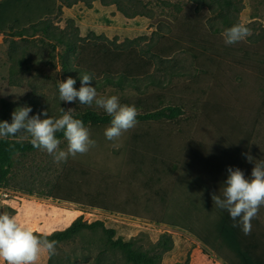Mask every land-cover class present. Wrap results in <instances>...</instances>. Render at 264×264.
<instances>
[{"label": "rangeland", "instance_id": "rangeland-1", "mask_svg": "<svg viewBox=\"0 0 264 264\" xmlns=\"http://www.w3.org/2000/svg\"><path fill=\"white\" fill-rule=\"evenodd\" d=\"M112 1L64 2L48 32L28 26L0 32V121L11 122V113L25 105L30 116L47 110L52 118L62 108L74 109L73 116L104 112L95 103L59 99V81L72 77L79 89L85 73L98 97L116 95L138 112L179 105L184 114L137 123L115 141L104 136L109 125L87 126L95 146L64 162L41 150L16 155L0 187L8 192L0 195V213L12 215L27 203L30 225L44 224L42 231L66 228L70 217L104 223L57 244L51 264H130L108 242L106 228L143 248L170 232L174 247L163 264H221L194 235L159 221L174 218L208 236L217 213L207 203L227 169L241 161L239 140L249 133L248 155L256 163L264 75L237 60L249 50L250 63L262 65L255 59L264 60V0H240L233 24L248 25L252 35L231 46L224 43L220 10L201 0H121L130 16ZM74 43L79 47L72 50ZM122 75L129 79L118 83ZM3 101L10 104L7 119ZM66 148L62 139L60 149Z\"/></svg>", "mask_w": 264, "mask_h": 264}, {"label": "clouds", "instance_id": "clouds-1", "mask_svg": "<svg viewBox=\"0 0 264 264\" xmlns=\"http://www.w3.org/2000/svg\"><path fill=\"white\" fill-rule=\"evenodd\" d=\"M252 32L246 24H233L223 33L226 45H235ZM81 85L75 87L76 80L72 77L60 80L58 95L60 101L91 106L93 103L111 117L110 124L104 129V136L109 141L119 139L138 123V111L134 105L122 104L116 95L99 96L95 87L91 86L93 77L90 74L79 76ZM30 106L17 107L11 113V122L0 121V139L22 136L29 139L30 144L53 157L57 163L64 162L68 156L87 153L95 146L90 138V130L82 120L74 118V109L64 110L58 118L49 116L44 110L31 115ZM41 116L45 118L41 119ZM57 133H62L66 142V150L60 149L61 139ZM26 134V135H25ZM248 162L253 157L247 155ZM226 181L219 191L213 194V204L221 210L227 211L233 221H237L245 235L251 233V221L264 206V161L255 163L250 177L239 169L229 167ZM237 226L236 223L233 224ZM51 233L36 234L32 228L22 224L14 215L0 213V264H39L41 257L56 254L57 241L49 239Z\"/></svg>", "mask_w": 264, "mask_h": 264}, {"label": "trees", "instance_id": "trees-1", "mask_svg": "<svg viewBox=\"0 0 264 264\" xmlns=\"http://www.w3.org/2000/svg\"><path fill=\"white\" fill-rule=\"evenodd\" d=\"M69 0H0V32H6L10 29H23L25 27H31L34 31L48 32L52 26V17L56 15L61 4ZM210 7H217L220 11L217 15L222 18V26L229 28L233 25L234 21L232 16L241 11V6L238 3H242L240 0H201ZM112 3L117 4L120 11L126 16H130L127 9L122 6L121 0H113ZM70 4V2H68ZM247 27H249L247 25ZM214 31H220V28H215ZM19 33H22L19 32ZM264 35V33H263ZM20 36V35H18ZM261 37V36H260ZM64 37L60 39V42L67 43ZM258 40V38L256 39ZM77 43L72 44L69 48L72 50L78 49ZM241 63L246 62V66L250 68H256L264 75V60L255 59L256 63L262 64L261 66L250 63L254 60L250 55L249 50L244 51V55L241 57ZM69 63H65L63 67L68 68ZM129 78L126 75L118 77L117 82L123 83ZM107 81L114 82L110 77ZM128 82V81H127ZM154 82V81H153ZM136 87L138 85H135ZM264 87V86H263ZM4 113L3 118H8V110L10 104L7 101H3ZM184 114V111L179 105H165L156 110H147L138 112L137 121L149 122V121H161V120H174L178 119ZM74 118L83 121L84 125H109L111 117L105 112H98L94 109H86ZM59 139H63L62 133H57ZM37 150L34 148L29 141L6 138L0 139V187L3 186L5 181L9 178L12 168L14 165V157L20 154H26ZM236 168H241V161L233 163ZM234 169V166H233ZM225 181V180H224ZM220 181L219 187H223V182ZM217 189V186L212 191L213 194H221ZM211 195V197H212ZM208 201L207 205L216 211L217 220L212 223L211 229L207 230V235H201L196 230L185 222L178 221L177 219L170 218L166 223L174 227H180L197 239H199L206 247L211 248L216 252L217 256L220 257L225 264H264V245L249 243L243 241L242 227L239 226L237 221H233L227 211L218 209L214 204L213 200ZM237 226L234 227L233 224ZM98 226L104 227V223L99 220L92 222L83 221V217H79L66 227L65 229L55 230L51 232L49 239L57 241V244L75 239L84 229H94ZM108 233V242L114 249H120L126 257V260L130 264H163L162 256L164 253L170 251L174 247V238L168 231L163 232L159 239L152 243L148 248H143L136 244L135 239L125 241L122 237H115L116 230L113 228L105 229ZM36 234H43L44 232L34 231ZM56 244V245H57ZM207 252V249H204ZM225 250V252H224ZM230 251V257L228 252ZM51 258V257H50ZM51 264V261H49ZM172 264H188L176 262Z\"/></svg>", "mask_w": 264, "mask_h": 264}, {"label": "crops", "instance_id": "crops-1", "mask_svg": "<svg viewBox=\"0 0 264 264\" xmlns=\"http://www.w3.org/2000/svg\"><path fill=\"white\" fill-rule=\"evenodd\" d=\"M264 88V87H263ZM264 91V90H262ZM264 101V99H263ZM262 101V102H263ZM259 128H258V136H259V144H258V150H257V155H256V163H259L261 161H264V117L260 116L259 119ZM251 133H249V135H246L245 138H243L242 140H239V142H243V144H241V149H239L237 152H239L241 150V170L245 173L246 177H250L251 175V170L254 166H252V164H254L253 162H248V160L246 159V156L249 154V145L251 144L252 138ZM238 164H236L237 166ZM235 167V165H233ZM236 168V167H235ZM24 204V208H21L20 210L17 208H15L16 211H18L17 213H14L12 215L16 216L18 218V220L26 225L27 227H30L33 229V231H39V232H44V233H51L53 232L55 229L51 230V231H42V229L44 227V224H39V222H37L36 224H34L33 226L30 225L32 223L31 218H29V215L26 213V210L28 209V204L23 203ZM11 206V204H9ZM27 207V208H25ZM58 218V217H57ZM73 220H75L74 217H70V219H68V224L64 225L66 227H68ZM38 224V226H37ZM252 224V228H251V233L249 235H245L244 232L242 231V235H243V241L246 240V242H251V243H255V244H261V247L264 245V206H262L258 212V215L251 221ZM62 229H65V227H63ZM242 229V228H241ZM202 244V242H201ZM203 244L200 245L199 243V248H202ZM171 251V250H170ZM213 251V250H212ZM228 256L230 257V251L228 250ZM214 253L216 254V252L214 251ZM217 255V254H216ZM217 258H219L220 260H222L220 257L217 256ZM50 261V257L48 256H43L41 257V260L39 261V264H49ZM223 261V260H222ZM221 264H224L221 263Z\"/></svg>", "mask_w": 264, "mask_h": 264}, {"label": "built area", "instance_id": "built-area-1", "mask_svg": "<svg viewBox=\"0 0 264 264\" xmlns=\"http://www.w3.org/2000/svg\"><path fill=\"white\" fill-rule=\"evenodd\" d=\"M0 189H1V188H0ZM1 193H3L4 196H7V195H8V192H7V191L0 190V195H1Z\"/></svg>", "mask_w": 264, "mask_h": 264}]
</instances>
